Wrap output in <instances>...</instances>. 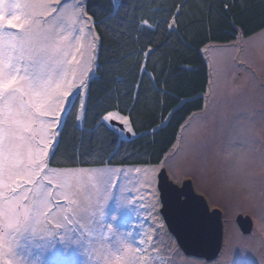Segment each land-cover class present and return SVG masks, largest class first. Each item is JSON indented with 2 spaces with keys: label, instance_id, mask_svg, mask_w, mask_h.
Listing matches in <instances>:
<instances>
[{
  "label": "rangeland",
  "instance_id": "obj_1",
  "mask_svg": "<svg viewBox=\"0 0 264 264\" xmlns=\"http://www.w3.org/2000/svg\"><path fill=\"white\" fill-rule=\"evenodd\" d=\"M27 2L30 0H2L0 11L6 17L15 13L23 20L30 10L8 5ZM83 21L81 18L70 29V21L61 20L46 34L49 40L39 38L37 46L50 45L51 38L60 45L59 52L42 54L39 66L21 62L31 73L42 70L51 75L54 85H61L60 91L71 93L61 106L64 111L57 113L58 129H47L49 132L60 131L65 112L77 96L85 106L86 85L97 66L89 45L95 38L98 48L99 40L93 20L87 25ZM10 31L22 34V30ZM57 33L68 39L61 42ZM203 52L210 69L205 107L187 121L165 160L160 165L137 167L53 170L48 166L38 177L47 175L54 197L68 181L61 191L75 193L71 199L76 203L60 197L63 209L51 205L57 212L55 220L36 224L34 231L18 236L19 246L12 245L10 250L0 246V264H264V31L228 45H209ZM81 78L86 81L83 88L79 87ZM70 84L75 86L69 88ZM41 119L47 123L51 117ZM120 124L125 128L124 137L133 135L132 128L128 131ZM40 127L39 123L33 125L37 131ZM37 153L34 149L33 154ZM51 154L50 150L49 158ZM162 169L178 186L191 180L210 210L222 212L224 240L215 261L185 256L169 233L160 214L158 176ZM80 170L87 171L79 177L53 176ZM48 181L41 180V184L47 188ZM5 182L0 175V191L7 195L2 188ZM65 215L71 223L64 220ZM239 216L252 220L250 234L241 232L236 222Z\"/></svg>",
  "mask_w": 264,
  "mask_h": 264
},
{
  "label": "trees",
  "instance_id": "obj_2",
  "mask_svg": "<svg viewBox=\"0 0 264 264\" xmlns=\"http://www.w3.org/2000/svg\"><path fill=\"white\" fill-rule=\"evenodd\" d=\"M169 9L177 10L172 16L179 14L176 27L167 30L162 25L152 34L155 43L148 47L159 50L146 62L147 73H138L140 58L124 56L142 48L145 37L140 36L138 44L132 39L139 35L134 29L128 36L119 35L120 22L153 15L162 20ZM86 14L99 40L96 70L86 85L87 118L76 119L81 108L77 96L65 112L62 135L50 155L53 170L160 165L187 121L205 107L210 69L204 49L264 31V0H86ZM133 77L142 81L139 99L126 95ZM109 111L128 116L133 135L124 137L125 128L112 122L100 125L98 115ZM81 144L75 159H65L70 145Z\"/></svg>",
  "mask_w": 264,
  "mask_h": 264
},
{
  "label": "snow or ice",
  "instance_id": "obj_3",
  "mask_svg": "<svg viewBox=\"0 0 264 264\" xmlns=\"http://www.w3.org/2000/svg\"><path fill=\"white\" fill-rule=\"evenodd\" d=\"M8 7L30 10L24 15L23 20L15 13L6 17L4 12L0 11V175L6 181L2 184V188L7 191V195L0 191V199L3 200L0 204V246H8L10 250L12 245L19 246L18 236L34 231L36 224H48L55 220L57 212L53 211L51 205L54 204L56 209H63V205L59 202L60 197L69 204L76 203L71 199L75 193L61 191L68 186V181L60 185L57 190L59 195L54 197L51 191L53 185L48 181L47 175L38 177V173L45 171L52 162V158H49L50 150L55 151V144L52 141L58 143L62 135L58 130L49 132L47 129H58L61 121L57 113L64 111L61 106L67 104L71 93L68 90L60 91L61 85H54L51 75L43 74L42 70L31 73L28 67H21V62L28 60L33 66H39L42 54L47 55L49 51L59 52L60 45L55 42V38H51L53 42L50 45H37L40 37L43 40L50 39L46 34L61 20L70 21L71 29L80 22L81 18H84L83 22L87 25L90 18L86 17V0H30L23 5L17 3ZM173 11L177 10L169 9L170 15L162 20L156 19L153 15L149 18L154 21L153 23L144 17L120 22V29L123 30H117L119 35L128 36L134 29L139 35H133L132 39L138 44L141 43L140 36L145 37L146 43L142 48L124 56V59L131 55L140 58L136 65L138 73L141 71L147 73L146 62L151 59L155 51L159 50L148 47L149 44L155 43L152 34L162 25H167V30L176 27L179 14L172 16ZM46 25L49 27H45ZM10 30H22V34L17 35ZM63 31L64 29L61 28V33ZM57 36L61 42L68 39L60 33H57ZM94 41L95 38L89 48L93 56L98 58V48ZM76 51L79 52L80 49L76 48ZM72 59L75 61L76 57L73 56ZM149 76L151 78V74ZM85 84L86 81L81 78L79 87L83 88ZM140 84L142 81L137 83L133 77L126 95L139 99ZM74 86L70 84L68 87ZM54 92L55 99H53ZM119 103L117 99L115 106L118 107ZM42 117H51V119L45 123ZM86 118L87 109L82 104L76 119ZM98 120L100 125H110L113 121H119L131 131L129 117L122 116L118 111H109L106 115L101 113L98 115ZM36 123L41 126L39 131L33 128ZM34 149H38L36 155L33 154ZM81 149L82 144L80 147L70 145L65 152V159H75ZM85 171L87 170L53 173V176L79 177ZM41 180L48 181L47 188L41 184ZM33 185L35 187H32ZM168 194L177 204L180 203L179 197L184 195L175 189H168ZM120 206L122 205L118 202V207ZM68 211L71 212L72 209L69 208ZM64 220L68 223L72 222L67 215L64 216ZM55 226L61 227L60 224ZM152 247L155 249L157 246L152 245Z\"/></svg>",
  "mask_w": 264,
  "mask_h": 264
},
{
  "label": "water",
  "instance_id": "obj_4",
  "mask_svg": "<svg viewBox=\"0 0 264 264\" xmlns=\"http://www.w3.org/2000/svg\"><path fill=\"white\" fill-rule=\"evenodd\" d=\"M112 125L124 130L118 122L113 121ZM168 189L184 193L179 197V204L170 199ZM158 190L162 205L160 214L183 254L207 262L215 261L223 247L222 212L210 210L207 200L196 193L191 180L178 186L169 179L165 169L158 176ZM236 222L243 234L252 232L253 222L249 217L239 216Z\"/></svg>",
  "mask_w": 264,
  "mask_h": 264
}]
</instances>
